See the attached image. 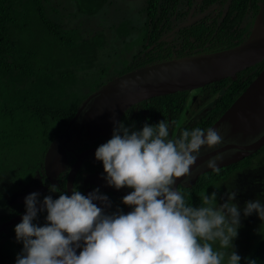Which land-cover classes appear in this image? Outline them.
Returning a JSON list of instances; mask_svg holds the SVG:
<instances>
[{
	"label": "trees",
	"instance_id": "16d2710c",
	"mask_svg": "<svg viewBox=\"0 0 264 264\" xmlns=\"http://www.w3.org/2000/svg\"><path fill=\"white\" fill-rule=\"evenodd\" d=\"M191 1L56 0V3H66L77 17H91L106 6L118 4L122 12L127 9L128 15L125 20L113 24L116 36L128 35L132 29L130 23L142 22L138 39L150 45L156 39L160 19L172 15L176 2L183 8L184 4ZM262 1L264 4V0H229V4L230 9L238 10V16L241 17L247 9L255 13ZM134 2L138 4L131 11L133 6L130 3ZM60 15L59 7L51 0H0V221L19 212L15 204L8 203V195L21 188L20 183L40 173L47 146L74 116L81 102L102 83L105 84L102 79L112 61L100 54L105 46V34L102 31L85 32L78 25H66ZM226 37L228 39V35ZM237 38L230 40L227 46L238 44L242 38L241 32ZM107 56L110 57V54ZM142 64V60L136 62V66ZM130 66L125 63L124 68L117 71L118 74L134 67ZM263 67L264 60L234 76L216 81L217 86L211 87V93L225 87L224 93L216 100L214 115L202 120L203 125L198 127L205 129L209 126ZM210 86L208 84L203 88ZM185 92L154 96L147 103L149 106L154 105L156 112L165 117L169 103H172L169 107L180 111L183 104L178 102L184 101ZM259 153L264 154V145L257 151ZM257 154L225 165L219 173L212 170L203 172L190 187L182 191L186 201L199 206L200 193L203 191L206 194L217 191V199L225 197L222 199L225 201L227 193L234 191L236 197L233 202L241 210L249 200L258 199L264 204V156L257 159L262 169H250L251 160ZM239 174L242 175L238 178L243 181L241 184L236 180ZM241 185L242 188L238 190L237 187ZM15 225L0 232V264H15L17 255L21 253L22 242L11 239L2 241L7 232L13 233ZM239 230L241 235L237 238L240 242L253 236L255 242L253 247L252 242L249 247L246 244L248 241L242 242L244 247L251 250H245L240 255L239 264H249L253 260L255 264H264V221L255 212L245 217L241 211Z\"/></svg>",
	"mask_w": 264,
	"mask_h": 264
},
{
	"label": "clouds",
	"instance_id": "9594fccd",
	"mask_svg": "<svg viewBox=\"0 0 264 264\" xmlns=\"http://www.w3.org/2000/svg\"><path fill=\"white\" fill-rule=\"evenodd\" d=\"M170 126L162 119L132 130L114 121L111 138L95 149L107 185L131 189L121 198L131 208L127 213L106 212L111 201L98 188L69 193L52 184L49 192H59L55 199L26 195L25 213L14 226L23 245L15 264H239L233 240L241 211L245 217L255 212L264 221V204L249 200L241 210L233 202L234 191L219 204L217 191H203L199 206L189 204L176 188L177 179L191 177L201 149H215L224 137L214 127L184 128L173 137ZM206 166L220 172L217 159ZM45 211L46 222L34 223Z\"/></svg>",
	"mask_w": 264,
	"mask_h": 264
},
{
	"label": "flooded vegetation",
	"instance_id": "af4514ba",
	"mask_svg": "<svg viewBox=\"0 0 264 264\" xmlns=\"http://www.w3.org/2000/svg\"><path fill=\"white\" fill-rule=\"evenodd\" d=\"M174 5L179 6L180 3L176 2ZM175 6L169 18L162 17L160 19L156 28V39L150 45L147 44L148 42L144 43L138 39V37H140L139 28L143 24L142 22L130 23L132 27L131 32L128 35L117 36V38L121 39L122 49L135 48V50L131 53L129 58L123 59V65L120 70L110 71V66L108 67L104 77L107 79H102L105 83H102L103 85L115 83L116 78L119 76L118 72L124 68L125 63L134 66L128 70L130 71L146 64L167 60L173 57L216 52L234 47L251 38L254 32L257 31L255 27L256 23H258L257 21L261 23V29L258 30L264 29L263 1L260 3L255 13L247 9L241 17L238 16V10H233V8L230 9L229 0H214L212 2L192 0L184 4L183 8H181V5L180 7ZM132 32L135 33V36L133 39H130L129 36H131ZM240 32L242 38L239 43L227 46L230 40L234 41L238 39L237 37ZM227 35L228 39H226ZM223 40L226 41L223 42ZM119 50H121V48H119ZM116 55V50L112 51L110 53V59L113 60ZM140 60H142L144 64L136 66V62ZM215 82L208 83L212 86L207 88H203V86L199 87L201 94L193 99V105L187 112H185L186 96L183 97L184 101L178 102V104H183L178 112L174 107H169L168 105H172V103H169L165 111V117H162L159 112H156L154 105H148L147 101L151 98L149 97L125 108L115 121H122L125 126H132V130H139L144 123L155 125L158 121L164 119L165 121L171 122L170 134L175 137L179 134L180 130L187 127L192 129L201 126L204 120H208L214 115L213 109L215 108L216 100L220 98L225 90V87H223L211 93V87L217 86ZM102 84L95 91L100 90V88L103 87ZM208 84L204 85V87ZM182 91L188 93L189 90ZM89 106L90 102L85 105L74 119H72V117L62 130L51 140L44 151L40 173L33 175L29 181L23 184L20 183V185H22L21 188L13 191L11 195H8V203L15 204V207L19 209L18 213L25 210L24 198L29 193H39V200H42L45 195H52L54 199L57 198L59 192H49V186L52 184H56L61 191H68L69 193L71 189H77L87 194L98 188L100 192L106 194L111 201V207L106 208V212L111 213L120 209L124 213H127L131 210L129 206L121 202V198L128 194L131 189L124 187L117 190L107 185L103 178L105 174L102 162L96 160L94 157L95 149L111 138L114 124L108 125V123L104 121L105 123L103 122V125L100 124L101 127L99 129L94 128L93 123H97L95 120L91 121V124H88L87 111L89 110ZM226 109L205 129L214 127L222 132V127L225 125V121H227L231 125V130L239 128V136H241V138H235L236 136L230 135L231 133L229 132L223 143L218 145L215 149L202 148L200 156L192 166V176L187 178V180H185V178H179L176 181V188L181 192L187 187H190L203 172L211 170L206 166L209 159H217V166L221 168L225 165L236 163L247 155L253 153L255 155L257 151L263 147L264 143L254 150L243 148L253 143L264 134V119L262 122L246 123L244 121L241 122L240 120L224 117L222 121L215 124ZM181 115L185 117L183 118V122L178 125L177 123ZM90 126L93 129H90ZM253 129L257 130L251 135ZM229 136L234 138H230ZM53 142L59 144L60 150L57 153L55 152L49 161H45V154ZM229 151L231 152L229 154L230 157H224L223 159L219 158L220 155ZM250 169H253V161ZM241 176L242 175L239 174L236 180L241 178ZM241 182L243 181L239 180L237 183L241 184ZM237 188L239 190L242 188V185ZM96 203L98 206H103L99 204V201ZM45 216L46 211L41 213L34 223L43 225L46 222ZM4 221H0V223ZM10 226L11 225L8 227ZM8 227L0 230V232L7 230ZM10 235V232H7L2 238V241L10 239ZM77 252H79V249Z\"/></svg>",
	"mask_w": 264,
	"mask_h": 264
},
{
	"label": "water",
	"instance_id": "95a60500",
	"mask_svg": "<svg viewBox=\"0 0 264 264\" xmlns=\"http://www.w3.org/2000/svg\"><path fill=\"white\" fill-rule=\"evenodd\" d=\"M263 59L264 29L255 31L251 38L231 48L211 53L173 57L146 64L119 75L115 83L103 85L100 90L89 94L72 119L90 102L87 111L88 124L95 120L97 122L93 123L95 129H99L104 121L112 125L131 104L149 97L202 87L233 76ZM224 117L246 123L262 122L264 119V67L215 124L222 121ZM90 129L93 128L90 126ZM263 143L264 134L243 148L254 150ZM59 150V144L53 142L45 154V161H49ZM25 210L0 223V230L20 221Z\"/></svg>",
	"mask_w": 264,
	"mask_h": 264
},
{
	"label": "rangeland",
	"instance_id": "374dc122",
	"mask_svg": "<svg viewBox=\"0 0 264 264\" xmlns=\"http://www.w3.org/2000/svg\"><path fill=\"white\" fill-rule=\"evenodd\" d=\"M52 2H54V4H56L57 7H59L60 9V16L62 19V22L66 25H78L80 29H82L83 31H89V32H94L97 30L102 31L105 34V46L104 48L101 50L100 54L103 57H107V59H109L110 57L107 56V54H110L112 51L117 52V55L113 58V60L110 63V71L113 70H120L122 67V63H123V59L124 58H129L131 53L135 50V48H131V49H122V43H121V39L117 38L116 33L114 31V25L113 24H117V22L122 21L123 19H126L127 17V9L125 12H122L121 6H119L118 4H113V5H109L106 6L103 9H100L96 14H94V16H74L72 13V8H70V6L66 5V3L62 4L63 6L65 5V7H62V5H59L56 3V0H51ZM119 1V0H117ZM123 2V1H122ZM137 2L134 3H130L131 6H133V8L131 9L134 10L135 9V5H137ZM258 23H256L255 27L256 29H261V23H259V21H257ZM135 36V33L132 32L130 39H133ZM129 39V38H126ZM119 48H121V50H119ZM201 91L199 90V88H195V89H191L188 91V93H185V96L187 97L186 100V108H185V112H187L188 109H190L193 105L194 102V98L196 96H199V94ZM212 96V95H211ZM185 116L181 115V117L178 120V125H180L183 122V118ZM225 125L222 127V132L221 134L223 135L224 139L228 136L227 133H231L230 135L232 136H236L235 138L240 139L241 136L240 132H239V128H235V130H231V125L229 124V122L225 121L224 123ZM218 129V128H217ZM258 129V128H257ZM257 129H253L251 131V135H253V133L257 130ZM230 137V136H229ZM230 138H234V137H230ZM229 138V139H230ZM231 152H226L223 155H220L219 158H227L230 157ZM264 156L263 153H259L256 155V157H253L251 161H253V169H256L258 167V169H262L261 167L262 164L259 165L258 161L256 159L261 158ZM239 181V180H238ZM225 198V197H223ZM222 197H219V199H217V203H223L224 201ZM241 227V226H240ZM241 235L240 230L238 231V236ZM237 236V237H238ZM10 241L15 240L16 242H18L16 240L15 237V232L11 234L10 237ZM246 238H244L242 240V242L248 241L246 244L248 245V247L250 246V243L252 242V247L254 246V236L252 237V239H250V237L248 238V240H245ZM242 242H240V240L238 238H235L233 240V244H234V250L237 252L238 255L243 254V252L245 250H251L249 248L244 247V244H242ZM17 245V244H14Z\"/></svg>",
	"mask_w": 264,
	"mask_h": 264
}]
</instances>
